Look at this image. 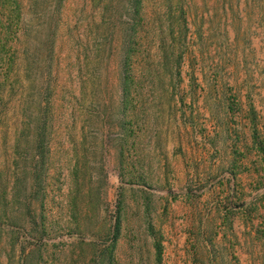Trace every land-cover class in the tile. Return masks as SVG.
I'll use <instances>...</instances> for the list:
<instances>
[{"label":"rangeland","instance_id":"obj_1","mask_svg":"<svg viewBox=\"0 0 264 264\" xmlns=\"http://www.w3.org/2000/svg\"><path fill=\"white\" fill-rule=\"evenodd\" d=\"M20 1L21 62L27 64L32 45L35 51L53 45L66 84L78 81L80 66L95 65L96 95H109L119 80L117 58L94 61L87 49L101 17L97 2L65 0L56 22L55 0ZM188 1L191 45L181 82L168 78L172 92H146L132 102L137 137L126 153L133 165L128 174L119 172L115 151L102 143L116 132L103 129L104 137L96 138L103 111L94 121L82 115L84 147L77 132V146L68 139L52 146L39 195L30 179L17 182L8 157L13 142L0 132V264H89L91 249L81 241L105 233L116 221L118 201V264H158L151 228L162 243L161 264H264V0ZM153 55L149 63L157 61ZM83 158L88 174L78 178L74 166ZM42 217L53 228L46 243L39 240Z\"/></svg>","mask_w":264,"mask_h":264},{"label":"trees","instance_id":"obj_2","mask_svg":"<svg viewBox=\"0 0 264 264\" xmlns=\"http://www.w3.org/2000/svg\"><path fill=\"white\" fill-rule=\"evenodd\" d=\"M55 2V14L59 15L57 22L65 0ZM94 2L101 8V17L95 29H91L94 35H90L92 40L87 44V49L95 52L94 61L106 55L101 60L111 64V58H117L119 80L104 98L96 95L101 84L97 79L100 70L95 65L80 66L78 81L66 84L53 45L48 50L42 47L38 51L32 45V52L26 58L27 64L21 62L22 2L0 0V132L6 133L8 142H13L14 151L8 157L15 161V174L19 176L17 182L23 183L30 179V189H35L38 195L44 191V183L48 182L52 146L64 139L76 142V132L83 140L86 139L79 144L85 146L88 136L82 115L86 113L90 117L88 120L94 121L103 111L105 123H102V129L98 131L106 129L108 133H116L112 138L103 139L102 143H109L115 151L116 168L123 176L126 171L128 174L129 170H133V165L126 158L129 146L135 144L137 137V124L133 120L137 106L132 105V102L142 99L146 92L153 96L157 92H172L173 89L166 88L169 85L166 81L170 78L171 82H181V69L189 56L191 7L188 0H155L152 12L150 0ZM32 3L39 4L40 0H32ZM40 16L44 18V15ZM3 19L8 20L5 21L6 27ZM53 32L52 35H55ZM153 50L157 61L150 64ZM147 82L152 87L145 91L144 85ZM156 85H162V90L155 88ZM115 93L120 100L117 105L116 99L113 100ZM93 99H99L102 104L92 106ZM103 137V131L96 134L97 139ZM74 170L76 177L86 178L87 160H78ZM141 184L145 185V180ZM122 192L123 187L119 195L122 196ZM122 204L123 201H118L116 221L112 222L105 233H93L90 242L81 241L91 249L89 264H118L117 247L123 229ZM42 220L39 240L46 243L51 240V227L45 217ZM75 229L84 235L79 226ZM150 231L154 238L156 262L161 264L162 243L156 238L154 229ZM98 245L103 246L100 252L97 250Z\"/></svg>","mask_w":264,"mask_h":264}]
</instances>
